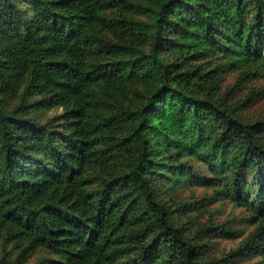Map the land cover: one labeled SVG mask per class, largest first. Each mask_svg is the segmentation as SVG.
Returning <instances> with one entry per match:
<instances>
[{
  "label": "trees",
  "instance_id": "obj_1",
  "mask_svg": "<svg viewBox=\"0 0 264 264\" xmlns=\"http://www.w3.org/2000/svg\"><path fill=\"white\" fill-rule=\"evenodd\" d=\"M260 79L264 0H0V264H264Z\"/></svg>",
  "mask_w": 264,
  "mask_h": 264
},
{
  "label": "rangeland",
  "instance_id": "obj_2",
  "mask_svg": "<svg viewBox=\"0 0 264 264\" xmlns=\"http://www.w3.org/2000/svg\"><path fill=\"white\" fill-rule=\"evenodd\" d=\"M234 73H229L226 76V80L224 82V87L227 85H231L234 83ZM249 87L257 88L260 91V94L262 97L258 100H256L248 109L244 111V114L247 116H257L260 113L264 112V79L260 80H253L250 82H247L244 85V88H242L241 91L238 93H246L250 89ZM241 94V95H242ZM55 110H48L45 112L46 115L54 113ZM210 193V190H208ZM204 192H202L200 189L195 191L196 196L202 195ZM190 195V192L188 189H184L180 191L181 197H188ZM208 211L206 213L201 214L197 219L194 221H191L192 224H197V221L205 222V221H215L217 223L226 222L231 223L232 225H236L239 228H242L244 231L243 236L235 237L232 239H223L221 237H215L211 238V241H213V248L216 252H226L232 248H235L238 243L241 241V239L247 235V233L252 229L251 226L244 223L242 220V216L244 212L239 209L235 208L231 205L229 200L227 199H221V200H214L212 203L208 205ZM16 256V250L12 249V245L9 242H5L0 239V260L3 262L8 261H14ZM42 256V253H36L32 257L28 259L27 262L23 264H35L36 261Z\"/></svg>",
  "mask_w": 264,
  "mask_h": 264
}]
</instances>
